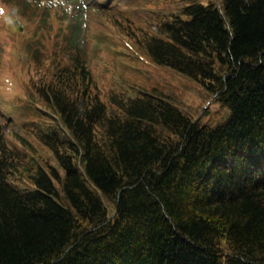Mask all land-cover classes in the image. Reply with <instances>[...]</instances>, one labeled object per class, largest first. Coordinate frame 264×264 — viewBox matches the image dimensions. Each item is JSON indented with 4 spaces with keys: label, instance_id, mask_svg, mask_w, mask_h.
<instances>
[{
    "label": "trees",
    "instance_id": "16d2710c",
    "mask_svg": "<svg viewBox=\"0 0 264 264\" xmlns=\"http://www.w3.org/2000/svg\"><path fill=\"white\" fill-rule=\"evenodd\" d=\"M19 1L22 17L48 10ZM90 1L136 32L123 54L196 80L226 119L203 123L156 88L105 101L81 24L46 68L26 44L63 126L37 132L58 166L22 168L0 148V264H264V0H171L156 14L141 0Z\"/></svg>",
    "mask_w": 264,
    "mask_h": 264
},
{
    "label": "rangeland",
    "instance_id": "374dc122",
    "mask_svg": "<svg viewBox=\"0 0 264 264\" xmlns=\"http://www.w3.org/2000/svg\"><path fill=\"white\" fill-rule=\"evenodd\" d=\"M15 1L8 0L4 4L0 0V9H6L3 13L5 18L17 25L19 18L24 26V29L16 25L0 28V148L5 141L8 149L18 151L22 156V168L36 166L38 162L58 166L52 150L41 141L37 132L48 127L60 129L62 120L57 115L56 107L49 108L37 94L36 84H42L43 66L46 68L56 49L67 43L68 34L75 24L86 25L82 43L85 44L93 77L105 101L109 98L107 93L112 90L134 96L140 88H156L177 99L183 109L198 116L203 123L225 121L227 109L213 100L196 80L152 62L146 55L123 54L128 40L127 31L136 32L129 26L121 28L111 20L112 17L101 16L97 11L85 7L92 2L52 0L53 4L63 6H53L48 10L31 7L30 18L25 12L22 17V7L14 5ZM17 2L21 4L19 0ZM141 3L143 8L155 14L175 10V7L170 8L171 0H141ZM1 13L0 10V20ZM29 26L31 35L39 36L42 41L41 49L36 53L40 59L37 63L43 65L40 69L31 62L34 49L26 46L29 40L24 36ZM146 28L148 31L157 30V26ZM9 179L21 187H31L22 173L14 172Z\"/></svg>",
    "mask_w": 264,
    "mask_h": 264
}]
</instances>
